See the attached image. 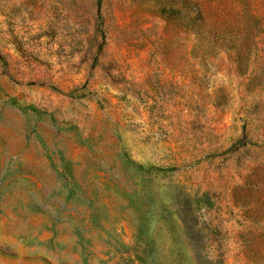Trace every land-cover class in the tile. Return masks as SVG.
I'll return each instance as SVG.
<instances>
[{
	"label": "rangeland",
	"instance_id": "rangeland-1",
	"mask_svg": "<svg viewBox=\"0 0 264 264\" xmlns=\"http://www.w3.org/2000/svg\"><path fill=\"white\" fill-rule=\"evenodd\" d=\"M0 264H264V0H0Z\"/></svg>",
	"mask_w": 264,
	"mask_h": 264
}]
</instances>
